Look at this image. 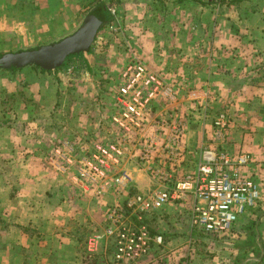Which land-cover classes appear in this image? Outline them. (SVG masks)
Listing matches in <instances>:
<instances>
[{
  "label": "crops",
  "instance_id": "crops-1",
  "mask_svg": "<svg viewBox=\"0 0 264 264\" xmlns=\"http://www.w3.org/2000/svg\"><path fill=\"white\" fill-rule=\"evenodd\" d=\"M229 7L231 32L223 30L222 15L217 12L216 17L221 23L208 39L204 18L206 8L199 6L197 22L188 29L173 33H165L167 28L152 30V34H140L136 39L135 57L163 74L166 82L174 88L188 89L185 96H178L171 104L152 106L153 117H184L187 133L181 157L173 164L165 163L160 153L154 155L149 163H141L138 146L127 144L124 158L114 174L125 171L130 193H151L163 189L164 185L154 174L157 170L171 172L175 182L183 181L186 176L195 175L198 164L214 157L220 150L232 155L248 153L251 162L242 172L254 177L261 185V196L256 206L240 217L224 235H204L190 226L192 205L196 201L203 203L192 193H187L181 201L146 213L143 222L152 235L161 236L163 240L162 246L155 249L154 256L174 264H241L250 259L249 264L251 257L264 253V90L260 91L264 89V67L259 69L261 71H254V74L260 72L257 78L247 80L244 74L246 68L254 63L262 62L264 65V0H235ZM137 11V21L146 24L147 7L137 6ZM246 56L254 57V63ZM30 68L24 67L23 74L41 76L43 73ZM11 71L4 70L8 74ZM233 83L237 88L233 87L227 95L224 87L233 86ZM224 106L228 108L231 121L225 138L216 141L212 135L215 114L209 111ZM86 115L90 116L89 113ZM88 130L91 129L81 134L72 133L70 138L60 141L66 142L74 152L83 151L82 147L89 148L99 136H114L111 129L104 128L102 132L99 129L95 132L94 128L91 132ZM83 135L90 136L91 141L82 145L83 141L80 145ZM28 137L25 152L32 153L23 159V163H40L42 156L39 153L46 144L42 137L38 141ZM44 163H47L46 158ZM29 169L23 180L28 184V197L20 224L29 226L31 233L24 236L23 246L38 247L32 258L39 259L40 264H108L112 241L103 235L107 207L102 211L96 208H100L98 203L115 206L121 203L122 196L118 197L114 190L101 198L91 196L92 193L81 194L66 176L60 175L59 178L55 172L52 175L48 168L43 172L39 167L31 166ZM126 222L138 223L133 216ZM29 256L28 253L24 255V264H29ZM49 257L53 260H46ZM256 261V264H264V257Z\"/></svg>",
  "mask_w": 264,
  "mask_h": 264
},
{
  "label": "rangeland",
  "instance_id": "rangeland-1",
  "mask_svg": "<svg viewBox=\"0 0 264 264\" xmlns=\"http://www.w3.org/2000/svg\"><path fill=\"white\" fill-rule=\"evenodd\" d=\"M231 2L233 1L0 0V56L36 49L73 34L86 15L100 4L106 7L108 20L101 26L86 52L68 57L60 67L43 72L41 76L24 75V67L12 70L10 74L0 69V264H24L26 253L31 256L27 258L29 264H40L39 259L32 258L35 256L34 252H38V247L23 246L24 236L31 234L28 231L29 226L20 224L23 222L22 215L28 197V184L23 180L31 166L36 169L39 167L41 171L48 168L51 174L55 172L60 178V174L51 164L44 163L45 158L62 143L60 140L70 138L72 133L81 134L89 128L90 132L93 128L95 132V129L102 132L104 128H109L108 119L114 110L111 105L119 74L131 60L143 61L134 56L138 35L152 34V30L166 28L165 33L186 30L192 23L197 22L199 6L201 9L206 8L204 18L206 17L205 33L208 39L214 34L215 27L221 23L216 17L217 12L219 16L222 15L223 30L231 32ZM137 6L147 7L148 13L144 16L146 24L137 21ZM216 7L219 8L214 10ZM227 59L229 60V56ZM246 59L254 63L255 58L246 56ZM30 67L36 71L41 70L36 66ZM262 67V62L247 67L244 73L247 80L257 78L260 72L254 74V71ZM7 75L8 77H4ZM232 85L224 87L227 95L233 87L237 88L234 83ZM175 90L178 97L185 96L188 89ZM262 90L264 89H260ZM209 112L215 116L224 112L231 121L225 106L211 108ZM88 113L90 116L86 115ZM28 135L37 141L42 137L46 144L45 149L39 153L42 156L40 163H23V159L32 153L25 152L29 144ZM89 138L90 136L87 138L83 135L80 145L83 141L82 145L91 141ZM101 138L103 137L99 136L98 139ZM81 149L83 151L74 150L73 154L78 156L89 150L83 147ZM79 192L85 194L80 190ZM92 195L100 198L104 196ZM97 206L100 208L96 209L102 211L108 204L103 206L98 203ZM258 256L251 257L249 264H256V260L264 257V253ZM46 260L53 259L49 257ZM249 260L245 259L241 264H247Z\"/></svg>",
  "mask_w": 264,
  "mask_h": 264
},
{
  "label": "built area",
  "instance_id": "built-area-1",
  "mask_svg": "<svg viewBox=\"0 0 264 264\" xmlns=\"http://www.w3.org/2000/svg\"><path fill=\"white\" fill-rule=\"evenodd\" d=\"M176 97L174 86L166 82L163 74L143 61L131 60L119 74L113 96L114 110L109 114L108 129L114 136L94 140L89 150L78 156L62 142L46 158L58 174L69 178L83 193L97 196L114 190L118 197L122 196L120 204L107 207L105 212L103 235L112 241L109 264H174L154 256L163 240L150 233L143 216L168 203L181 201L187 193L203 200L192 205L190 226L209 236L230 231L260 200V183L242 172L251 162L246 152L232 155L220 150L198 164L195 175H188L183 181L175 182L171 172L157 170L155 177L164 187L151 193L131 194L125 171L114 174L127 144L138 146L141 163H149L157 153L165 163L178 162L186 141V119H157L152 110V106L173 103ZM212 123L213 138L223 140L230 124L227 115L220 112ZM131 216L137 224L126 222Z\"/></svg>",
  "mask_w": 264,
  "mask_h": 264
},
{
  "label": "water",
  "instance_id": "water-1",
  "mask_svg": "<svg viewBox=\"0 0 264 264\" xmlns=\"http://www.w3.org/2000/svg\"><path fill=\"white\" fill-rule=\"evenodd\" d=\"M106 7L97 6L83 19L80 27L71 35L36 49L20 50L0 56V69L12 70L26 66H36L50 71L60 67L70 56H79L86 52L94 41L101 26L106 23Z\"/></svg>",
  "mask_w": 264,
  "mask_h": 264
},
{
  "label": "trees",
  "instance_id": "trees-1",
  "mask_svg": "<svg viewBox=\"0 0 264 264\" xmlns=\"http://www.w3.org/2000/svg\"><path fill=\"white\" fill-rule=\"evenodd\" d=\"M232 1H235V0H232ZM106 19H107V16H106ZM65 60H66V59H65ZM65 60H64V61H65ZM36 68H37V67H36ZM12 70H13V69H12ZM41 71H42V72H48V71H46V70H42V69H41Z\"/></svg>",
  "mask_w": 264,
  "mask_h": 264
}]
</instances>
